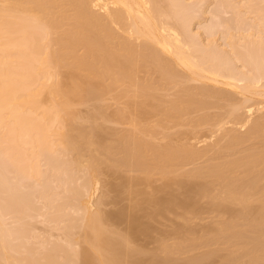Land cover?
<instances>
[{"label": "rangeland", "instance_id": "rangeland-1", "mask_svg": "<svg viewBox=\"0 0 264 264\" xmlns=\"http://www.w3.org/2000/svg\"><path fill=\"white\" fill-rule=\"evenodd\" d=\"M218 1L219 0H202V1L201 0H181V1H178L179 3H182V4H179L178 6H180V7L182 6L183 9L185 8L184 11L181 10V12L182 11L184 12V14L182 13L181 16L184 17V19L186 20L185 26H186L187 33L190 31L189 34H191L193 36V38H191V40L195 41L196 45H198V46L201 45L200 48L205 49L208 52L207 53L206 51H203L201 49L200 52H202L203 56L207 55V57L209 56L211 58H214V57L219 55L220 51H218V54H217V50H216V53H215V49L219 48L222 53L220 52L221 57L218 56V58H223V59H226V60L229 59V61H231V58L234 59V56L231 53L232 52L231 51V49H232L231 45L233 44L231 42H235V44L238 43L240 47H242V45L244 46L245 43L250 44L251 47L255 44L256 47H255V45L253 46L255 49H253V48L250 49L249 48L250 50L253 51V53H257V55H254V56L251 53V55L253 56L252 57V61H254L255 56L257 58V59H255L257 61H254V63L250 62L249 59L248 60H249L250 63H248L247 57L246 58L244 57L245 56L244 53L246 51H248V50L244 51L243 48L245 46L242 47V49H239L240 47L238 48V46H237L238 44L237 45L233 44V45L237 49H239V50H237L234 47L235 50H236V54H237V52H239V54H244V56L243 55L241 56V59H243L242 62L245 61L249 65L252 63L251 66L253 64L257 63L256 64L257 66H255V65L252 66L253 69L256 68V71H258V69L261 68L260 71L261 72H262V70L264 71V69H263L264 68V64H263L264 61H263V59L262 60L260 59V58H263L261 56L264 55V16H263L264 11H261L262 13L261 14H257V15H255V14L256 13H260V12L259 11L257 12L256 9L252 10V11H255V13H253L251 10L250 11L252 13L250 11L248 12V8H247V11H246L245 9H246L247 6L245 7V4H246L245 2H248V0H246V1L245 0H224L225 2L223 0L222 1L220 0L219 4H218ZM8 2H9V0H0V10L3 8L1 10V12H0L1 13L0 14V37L4 36V37H2L4 40L6 39L7 35H5L2 31L5 32L6 30L7 31L9 30V33H11V32L15 33L17 31V29L19 31V28H17V26H16L17 29L15 28L14 23H15L16 20L18 22H19V20L21 21L20 18L27 15V14L22 12L24 10L23 8H22L23 10L21 8H17V9L14 10L13 9L14 7H11V6L10 7L14 11L7 13L8 9H9V8L7 9ZM171 2H172L171 0H169V1L168 0H161V3L163 4V6L165 8H169V10H171L172 5H173V2L172 3ZM254 2H255V0L253 1V3ZM227 3H229V4H227ZM10 4H12V3H10ZM255 4H256L255 6H258L259 8H262L264 10V0H258V1L256 0ZM241 5H243V6H241ZM247 5H248V3H247ZM242 8H243V10H242ZM255 8H257V7H255ZM6 9H7V11H6ZM26 13H29V11H27ZM31 13L32 12H30L29 14H31ZM37 14L36 13L32 14V16H34V19H35V16H37ZM258 15H260V16H258ZM181 16L180 17L179 16H175L173 18V20L171 18V21H173V23L181 22V20H182ZM56 18H58V14L53 19L56 20ZM38 19H39V17H38ZM38 19H35L34 21L38 22L37 21ZM42 19L43 20H41V19L40 20L44 21V17ZM24 20H26V21H24ZM28 20L29 19H25L24 18V19H22L21 22H22V24L24 22V24L26 26H27L26 23H28L29 25L27 27H29L28 28L29 30H32L33 27H34V29L38 30V31H36L35 35L37 34V32H40L39 34H40V36H42L41 37L42 38V43L41 44L46 43V41L48 39H50V38H52V40L54 38V40H55L58 37H60V38L62 36L64 37L63 31L65 29H68L67 28V25H68L67 21L64 18L65 21H64V23L62 22L64 25L60 24L61 27L53 25L54 26V28H53L54 30L53 29H52L53 31L49 30L50 33L52 32L51 34L48 33V32L43 34L44 32L41 31V29L44 27L43 22L40 23V20H39V23L41 25L38 23L39 26L38 25L36 26V24H37L36 22H35L36 24L35 23H31V22H33L32 19H30L31 21L30 20L28 21ZM182 21H184V20H182ZM68 23H70V22L68 21ZM31 25H33V26L30 28ZM40 26H42V28ZM12 27H14V29H12ZM23 27H25V26H23ZM114 28L120 34L121 37H124V35L127 34L124 31L122 32V30H120V32H121L120 33L117 30L118 28L116 29V25L114 26ZM28 29H27V31H28ZM227 31L229 32L230 35L234 33L233 35H231V38L229 37L231 39V41H228L229 38L227 36H230V35L228 34ZM230 31H231V33H230ZM41 32H43V33L41 34ZM225 32H226L227 35L225 34ZM7 33L8 32H6V34ZM28 33H30V32H28ZM124 33H126V34H124ZM242 33L244 34V37H247L246 40H244V37H243ZM17 34H14V35L18 36ZM32 34H33V31H32ZM39 34H38V36H39ZM46 34L50 35L48 37V39L43 36V35H46ZM247 34H250V35H247ZM11 35H13V33ZM21 35H22V33H21ZM26 35H27V32H26ZM9 36H10V34H9ZM9 36H8V40H9ZM24 36H25V34H24ZM233 36H234V38H233V41H232V37ZM30 38H31V40H30ZM257 38L262 39V40H260L262 42L260 43L259 39H257ZM12 39H13V37H12ZM26 39H28L27 36H26ZM32 39H39V38L38 37H34V34H33V37H29L28 40L32 41ZM239 39H241V40H239ZM4 40H2V41L0 40L1 41L0 42V46L2 45L3 48H4L3 49L2 47H0V55H1L0 56V60L2 58H6V56L9 57V55H10V58H12L13 56L16 57L21 52V50L23 48V47H21L20 43H22V42L24 43V41H26L25 38H24V39H22L23 40L22 42L18 43L20 45V47H19L20 51L17 50V51H19V52H17L15 50L19 49V48H18V46H14L16 44V43H14V40L10 41V42H12L11 44H13V45L8 43L9 47L4 45V44L7 43V41H6L7 39L5 40L6 43L3 42ZM19 40L21 41V39H19ZM39 40H36V42L37 41L39 42ZM52 40H50V41H52ZM57 40L60 41L61 39H57ZM57 40H55L54 43H52V42H50V43L55 44L54 46H57L56 45V43H58V42H56ZM134 41L136 42L137 39H134L132 41L133 44H135ZM227 41L231 43L230 46H229L230 43H227ZM240 41L241 42L243 41V43L241 44ZM250 41H253L254 44L251 45L252 42H250ZM2 42H3V44H2ZM15 42H16V40H15ZM138 42H136V44H135L136 47L135 48H137V47L140 48L141 45L144 43L142 41V44L139 43L140 46H138L139 45ZM255 42H257V43H255ZM26 43H29V42H25V44ZM28 45L30 46V44H28ZM38 45H40V42H39ZM48 45H49V43H48ZM257 45H259V47H257ZM23 46H24V44H23ZM45 46H46L47 49H49V48H50V50L52 49L51 46H49V48L47 47V45H44V47ZM198 46H196V47H198ZM246 46H247V48L250 47L249 45H246ZM5 47H7V48H5ZM31 47H32V49H30V51L33 50V47L36 48L34 45L31 46ZM58 47H60V46L58 45L57 47H54V48H56V50H57ZM8 48H9V50H11V53L8 50ZM29 48L30 47H28L27 49H29ZM200 48L198 47V49H200ZM5 49H7L9 51V53L7 51L3 52V50H5ZM36 49L38 50V48H36ZM36 49H35V51H33L34 53L37 51ZM23 50H24V48H23ZM42 50H43V48L41 50H38V51L39 52L41 51V55H43L45 53L46 56H47L46 52L50 51V50H46V52H43ZM53 50H55V49H52L51 52H53ZM235 50H233V51L235 52ZM25 51H24V53H25ZM30 51H28V52H30ZM85 51L86 50H85V48L83 46H78L76 48V53L77 54L83 55L85 53ZM252 51H250V52H252ZM31 52L29 53V55L32 56L33 52L32 53ZM39 52H36L35 54H37ZM42 52H43V54H42ZM51 52H48V53H51ZM3 53L6 54V56L3 55ZM24 53H22V55H20V56H22V58H23V54ZM239 54L237 56H239ZM27 55H28V53H27ZM39 55L40 54H38V56ZM41 55H40V59H43ZM20 56H19V59L13 57V59H11L12 60L11 62L8 61L10 58L9 59L6 58L7 62H10L9 64L7 63L6 65L10 66V64H11L12 66H15V68H14L15 71L12 70V68H11V70L14 71L15 73L14 74L11 73L10 76L8 75L9 73L8 74L6 73V75H5V71L4 70H6L8 67L7 66H6V68L3 67V65L1 64L2 63V60H1L0 66L2 65L3 69L4 68L5 69L3 70V69H1L2 67L0 68L2 73L4 72V74H0V86H1V84H2V86H5L6 84L7 85L9 84L10 87L12 88V89L11 88L10 89L14 90V91H15V89L19 90V88H20V90H19L20 95L25 94L24 96H26V93H28L30 91H31L30 95H36V93H34V94L32 93V92H34L32 90L35 89V92H37L36 88L39 85V81L40 82H42V81L44 82V84L46 86L45 87L46 89H42L41 91L39 90L37 92V95L35 97L33 96L34 98L33 97L31 98V100L32 99L36 100L35 104L33 103L34 100L31 101V103L33 105L28 102L30 100V96H29V99L24 98V96H23V99H21V100H24V99L28 100L26 102H28V104H30L31 106H29V105L27 106L25 104V100H24V105H23V103H20L21 100L19 101V99L16 98V97L19 96V93L17 94V92H16V94H17L16 97H14L15 95L13 94L14 95L13 97L16 98L19 101V102L17 101L18 104L20 103V105L17 104L19 107L16 105V107H18L17 111H19V113H17V115L20 114V112H21V115H22V112L27 114L28 116L30 115L29 117L28 116H26V117H27V119L29 118L28 120H30L29 122L31 124L32 123L31 122L32 119H34V121L37 120V119L39 120L40 118L43 119V116H45V115L42 116V114H44V111L46 112V110L54 107V106H52V104L54 102L53 100L56 98V100L58 101V99L60 100V98H61L60 96H63V95H61V93H59V91L62 90V88L66 89V86H70L68 84L71 83V81H72V79L69 76L70 73H72L71 63H70V62H72L71 61L72 57L68 56V61L67 62L65 61V63L63 65H61V66H60V63H59V65H58L59 67L56 66L57 69L58 68H60V69H58L59 71H57V72L55 71V72L57 74L59 72L60 75L62 74L61 76L55 74V72H54L55 68L54 67L53 68L50 67L51 70H50V68H49L48 71L46 70L47 72H49V71L52 72L53 71L54 74L57 75L56 77H59L60 79H62L60 81L63 82V85H64V83H65V85L67 84L66 86L64 85V87H62L61 89L59 87V86H61V83L60 84L59 83L56 84V85H58L57 86L59 88L58 89L57 87L56 88L54 87V86H56L54 83H57L59 81H56L58 78L56 79V78L51 76V75H54L53 72L50 73L51 75L49 74V76H51V77H48V78H47L48 75L46 76V72L44 73L45 75H43L42 73H41L42 76H40L41 74L39 75L41 68H39V73L35 72V74L32 73L30 75L31 71L28 72L29 66L30 67L34 66L36 68L37 65H35V64H39V63L42 64L41 61H43V60H40V62L38 60L39 63L38 62H33L36 59L35 58L36 56L35 57L34 56L33 57L29 56V57L32 58V60H31L32 62H30V60H29L30 58H26V55L24 56L25 58H23V59ZM212 56H214V57H212ZM43 57H45V55H43ZM37 58H39V57H37ZM258 58H259V60H258ZM16 59H17V61H16ZM25 59H27V61L29 60V62L24 61ZM135 60L139 61L138 62L139 63V67L135 71V74L137 76L138 84H143L144 80H146L148 82L150 81L152 83V86L150 88V92H151L150 94H154L153 97L156 98V99H152L150 101V99H151L150 98L148 100L149 101L148 103H151V104H144V106H143V104H141L142 105L141 106L139 104L140 103L139 101H141L142 98L145 97L144 92L139 90V92L137 93L136 92L137 86L133 85V84H130V82L126 81V79H124L125 81L117 82V83H114V84H109L110 83V79H108L107 77L103 78V79H99V77H96V78L93 77L92 78V77H89L87 73L86 74L81 73L83 76L84 75L85 76L84 77L82 76V80H80V85L82 84L81 86H83L84 90L88 91V89H91L90 87H92V86H89V88H88L87 87V85H88L87 81H89V84H90L91 83L90 81H92L94 79V81L97 84L96 87L98 86V83H99V86H98L99 89L97 88L98 91H96L95 94L90 95V97L88 96L87 98H84V99L82 98L81 100H80V98L78 100L75 97L76 100H74L71 103L72 104V106H71L72 109L71 110L74 113V116L72 117L73 119L71 117H69L70 119L67 118L68 119L67 120L65 118L66 115H67L65 112H61L62 115H60L61 113L58 114L59 111H61V110H59V111L57 110V109H59V106H58L57 102H54V105L56 103L58 108H55L56 107L55 106L53 109L58 111V113H56V112L55 113L59 115V121L62 120V119H60L62 117L63 121H64V123H62V124L65 127L68 125L67 123H68L69 120L71 121V124L73 126H75V127H77L76 125H78L79 128H80L81 125H82L83 132H85L84 133V137H85L84 140L87 137H89V138L93 137V135L96 134L94 132H96L97 130L101 131L99 127H101V126L104 127L103 128L104 131L102 133L105 134V136L103 134L102 135L105 138H107V139L110 138L111 140H110V142H106L104 145L99 146L98 149H99L100 152L98 151L99 155L97 157L94 156L93 151H92L93 149H95L96 144H95V147H94V145L88 143V140H89L88 138H87V140L84 141L83 144L80 145L81 148H78L77 151L76 150H72V148L71 149L69 148V150H72V152L65 151L66 149H64V151H62L63 147L66 146V145L63 146V144L64 143L66 144V142H67V141L63 142L64 139H67V137H65V136H67V133H65V135H64V134H62V131H66L67 132V130H68V132H69L70 130H69V128H64L66 130H62L61 133L59 132L63 125H61V123L58 120H56L58 118V116L55 113H54L55 117L53 116L54 115L53 112H52L53 109L50 112H52L51 114H53L52 115L53 119L54 118L55 119L52 120V121L50 120L51 122L50 121L46 122V123H48V124H46L45 123V119L47 117L46 118L44 117L45 118L44 122H42V124L43 123L45 124V128H47L46 129L47 131L43 130V131H45V133H48L46 137L44 136L45 133L42 134V131H39L42 128L41 129L38 128L39 130H35V128H36L35 127L33 131H31V130L29 131L28 130V134H26V132H27L26 130H25L26 132L24 130H21L22 127L19 128L20 129L19 130L17 128V126H16L17 125V122L15 121L16 118L13 117V116H16V115H14L13 113H12L13 114V116H12L13 119H11V116H8V114H6L8 116V118L10 117V120H8L9 123L6 122L7 121V116L5 117V115H4L6 121L3 120L4 117H1L3 119H1L0 122H2L3 124H0V125H3L4 127L3 126L0 127V163H2L7 168L9 167V169H12V170L8 169L6 171H8V172L10 171L11 173L14 172L13 174L9 173V174L12 175V178H14V179L11 178L12 179L11 180L10 179V175L8 174V172H7V174L9 176L6 175L5 168L3 169L2 167H1L2 168L1 171L3 173H1V174L5 175V177H7L8 183H10V186H12V185L14 186V184H13L14 182L16 184L15 186H17L18 185L17 183L20 182L21 186L18 185V187L19 188L20 187L23 188L25 190V193H27V191H28V194H30V193L32 194L31 197L30 196H28V197L32 198L31 204H33V205L37 204L36 208H38V211L36 212V214L34 213V216L30 215L31 212H26V213L22 212L23 214H27V215H28V213H30L29 214L30 219L26 220V221H30V222H26L27 224H25L23 222V224L25 226L27 225V227H24V229L21 230V231H25V228H26V232L24 234H26L28 238L26 237L27 238L26 241L24 239H22V241L23 242L24 241L27 242V244H29V245L32 244L31 245L32 248H34L36 250L38 249V252H41V251L43 252L45 249H46V251L50 250L51 247L53 248V246H52L53 243H54V245L57 243V246H58V243H64L67 246L68 245L67 241H66L67 240V234L69 235V231L70 230L77 229V227L75 228L74 222L76 220L74 219V217L78 218L79 221L82 219L81 218L82 216L84 218V214H85L84 213V208L82 207L83 215L81 213L82 211L79 208L78 209L74 208L75 207L74 204L76 205L75 202L77 201V200L74 201L75 200V198H74L75 195L73 194L74 197H71L72 199H70V200H68L66 198L68 195H66V197H65V193L68 194L69 190L67 192L64 189V186L67 185V184H65L66 181H64V180H67L69 177L68 176L66 177L65 174H64V176H65L64 177L63 174H61L60 172L59 173L57 172V173L61 174L63 177L59 175L60 177L57 178L58 177L57 173H55V175H57V176H54L53 174H51L54 171L51 168L50 170H52L53 172L50 173L49 168H47V167H50V166H48L47 161L48 160L51 161L52 159H50V158L46 159L45 158L46 155L42 156L39 153L41 151V149L44 147V145H43L44 143H46L45 144L46 146L48 145L47 147H49V145L51 146V143H52V148H53L52 150L53 151L50 148L51 152L48 153V156H50L49 154H52V152H53V155H55L57 153V155H55V157L53 156L54 158H56L58 155L61 156L60 152H62V158H64V159L65 158H69V159L71 158V160L72 159L74 160V158H72V157L75 156L74 154H76V156H78L80 154L79 157H81V158L79 159V162L77 160V162H78L77 163L74 160V162H76V164H78V166L76 164L74 166L72 165L73 166L72 168H74V167L76 168L75 170L73 169L74 172H73V170L71 168V173L73 172L72 174L76 175V173H77L76 176H74V175H73L74 177L72 176L73 180L75 178V181H77V182L79 181V182L77 184V182L75 183V181H73L75 183V184L73 183L74 185L73 184H68V185H71V186L72 185L73 186L80 185L79 183L83 182L82 179L84 178V176H85V179L87 178L88 172H86V171H88V168H85V167H88V164H89L88 162H90V160L92 159V156H94L98 160V162L100 163L99 164V169H98L97 174H96V179L98 181L96 185H97L98 188H96V186H95V188L97 190H95V194L92 197L93 200H92V203L90 205L91 207H89L88 210H89V213H91V214H97V212H103V211L106 212V213H110L111 215L113 214L112 216H113V219H114L115 218L114 212H115V214H117V212L121 213L125 209L124 211H125V214H127V215L123 216V213H124V211H123L120 214L121 216H123L122 218L120 216L119 220H116V219H118V214H117V217H116L115 220H111V222L107 221L108 224L106 223V225H105L106 227L108 226L107 228L112 229V230H120V231L122 230V232H126V233L128 232L127 235L132 233L131 235H133V236H131V235L130 236L133 237V238L128 236L129 238H127L126 241L124 239H122V240H124L123 243L125 244V250L122 251V254H123L122 255L123 256L122 259L125 258V261H127L126 260V257H127L129 263H131V264H136V263L137 264H152L153 262H156V260L157 261L159 260L158 261L159 263H156V264H161V262H163V264H165V262H166V264H188V261L189 262L192 261V259H190V258H193V257L195 258V256L197 258L198 256L201 257L204 254H205L204 256H206V254H208V256H206L203 260L201 259L202 262L199 260L200 263L198 261V264H261V263L264 264V257H263V260H261L263 262L258 263L256 261L257 258H254V256L251 254L252 251L250 252V250H249L250 247L247 246L244 238H241L240 236L237 237V238L232 237L233 234L232 235L230 234L229 236H228V234L227 235H224V233L221 234V231L219 230V227H218L220 225H217V224L218 223L220 224L221 222L227 221L229 217L234 218L235 215H234V213H232V211H235V210L241 211V212H242V210L244 211V209L240 205H238L237 202H234V203L231 202L232 204L231 203H227V205L229 204L228 206H231L230 209H229L230 212L229 211L227 212V211H224V210H223V212L220 211V210L219 211H217V210L215 211V209H212L213 207H211V199H212L211 195L215 196L214 194L217 195V194H220L219 192L223 191L221 180H218L216 177L210 176V174H206V176L203 175L204 178H202V177H198L197 178V176L194 177V176L190 175V171L193 172V171L196 170V168H199V169L200 168H205V167H207L210 164H212V166H214L215 164L216 165H224V164H226V162H228V161H230L232 159L240 157L244 153V151L248 147H249L248 149H250V147H252L253 144H254V147L255 146L257 147L260 144V142H259L260 140L257 137L256 138H251L250 140H247V142L244 141V143H241V144L238 143L239 145H237V147L234 146L232 148V150L231 149L228 150V148H226V146L222 145V144H227V143H224V142H227V139L229 138V135H227V134L229 132L231 133L232 131L233 132L236 131L237 134H239L240 132H242V134L244 132L246 133V131L248 130V127L251 124L246 126V127H241L240 124H238V123L235 124L234 122H231L233 119L231 120L230 117L229 118L227 117V112H228V110L230 108L229 107L230 103L227 104V101L223 100V99L222 100H217V99H214V98H207V102L205 103L204 106H201L199 104H194V105H190L188 107L179 106V107H177V109H173V110L167 108V106H166L167 103L166 102H168L171 99H176V96H178L176 94H177V92H178V94H179V92H181L180 88H181L182 85L184 86L185 81H186V83H185L186 85L185 86H187L190 83L191 87L195 86L196 88L201 86L202 84L204 85V83L198 82V81H195V80H188V81H187V79L183 80V77L184 76L186 77V75H187L186 78H188V73H186V71L184 69H181L180 67H179L180 68L179 71L180 72L182 71L181 75L185 74V73H186V75H184L183 77L181 76L182 78L181 77H179V78L177 77L178 80H176V82H175V79H171V78L169 79V81L166 80V82H164L161 79L160 73L157 71L156 68H154L155 65H154V67H152L153 65L152 66H150V65L146 66L145 63H143V62H141L139 60V57L138 58L136 57ZM3 61H4V59H3ZM23 61L25 62L24 65L26 63L27 64L30 63V64L26 65L25 68H20V67L23 66V65L21 66V64H22L21 62H23ZM234 61H235L234 64L236 65V66L233 67L234 70H236L237 72H239V71H241V72L248 71L246 68H244L243 69L244 71H242L241 66H242L243 63L241 62V60H240V62H238V61L236 62V60H234ZM262 61H263V63H262ZM87 62H90V60L89 61L87 60ZM4 63H6V62H4ZM33 63H35V64H33ZM44 64L45 63H43L42 65H44ZM260 64H261L262 67H260ZM54 65H52V66H54ZM176 66L177 65L175 64V67ZM238 66H240V67H238ZM43 67H45V66H43ZM97 67H96V69L98 71L97 73H99V72L101 73L103 68L100 67V66H99V68H97ZM252 67H251V70H252ZM179 68H175V69H177V72H178ZM249 68H250V66H249ZM8 69L10 70V68H8ZM100 69H101V71H100ZM32 70H34V69H32ZM37 70H35V71H37ZM1 71H0V73H1ZM41 71H42V69H41ZM256 71L255 72L252 71V72L255 74ZM260 71H259V73H260ZM27 72L29 73L30 76H28ZM180 72H178V73H180ZM256 74H258V73H256ZM86 75H87V78H86ZM44 76H46V78ZM42 78H44V79H42ZM90 78H92V79H90ZM189 79H191V78H189ZM170 80H172V81H170ZM180 80L181 81L183 80L184 83H182ZM263 83H264V78H263ZM40 85H42V84H40ZM50 85H51V88H52V92H50V93H52L54 95H51L49 93V91H48L49 88H47V87H50ZM43 86L44 85H42L41 87H43ZM5 87H7V86H5ZM1 88L2 87H0V89ZM38 88H40V87H38ZM4 89L1 90L2 93L4 92ZM222 89H225V88H222ZM1 91H0V93H1ZM57 92L60 94V96H59V94H57ZM227 92H228V90H227ZM6 93H7V91H6ZM55 94H56V96H55ZM142 95L144 97H141ZM232 95H235V93L232 94ZM52 96L55 97V98H53ZM179 96H181V95H179ZM183 96H185V95H183ZM26 97H28V94H27ZM237 97L236 98L238 100H239V98H240V100H241V98H242V100L244 99L243 96L240 97L239 94L237 95ZM259 97H261V96L254 97L255 98V99L253 98L254 101H257L258 99H260ZM20 98H21V96H20ZM8 99H10V98H8ZM61 99H62L61 100V102H62L64 99L63 98H61ZM183 99H185V98H183ZM261 99H263V98H261ZM10 100L13 103L14 99H10ZM11 101H9V102H11ZM224 101H226V102H224ZM251 101L249 103H251ZM254 101H253V103H254ZM14 102H16V101L14 100ZM58 102H60V101H58ZM137 102H139V103L136 104ZM3 103L7 104V100H6V103L5 102H3ZM16 103H13V105H11L9 103L7 106L11 105L10 107H13L14 104H16ZM7 106H6V108H7ZM29 107H31V108L29 109ZM96 107H99L100 111L102 110L100 112L101 114L97 115L95 120L94 119L92 120L91 118L89 119V117H88L89 114L92 113L93 111H95ZM4 110H5V108H4ZM4 110L2 112L3 114L6 112V110L5 111ZM12 110L16 111V109H12ZM244 110L245 109H243V111ZM10 111H11V108H10ZM10 111H9V114H11ZM263 111H264V109H263ZM263 111H259V112L256 111V114L260 113L259 115H261V114L263 115L264 114ZM49 113L48 114L46 113L47 114L46 116H48ZM3 114H2V116H3ZM239 114H240V112H239ZM63 115H65V116H63ZM243 115H245V114L243 113ZM255 115H253V118L254 117H256V118L259 117V115L258 116L257 115L255 116ZM56 116H57V118H56ZM205 116L206 117L209 116L208 118L213 117L212 119L213 120H217V121H212L211 118H210L209 119L210 121H205L204 122L203 119L205 118ZM224 116L227 117V119H225ZM48 117H50V116H48ZM221 118L225 119V121L221 120L222 122L225 123V124L223 123L225 126L223 124H222L223 125L222 126L220 123L218 124L219 119H221ZM256 118H254L253 121L256 120ZM49 119H51V117ZM16 120H18V119H16ZM22 120H23V118H22ZM228 121H230V122H228ZM20 122H18V124ZM65 122H67V123L65 124ZM72 122H74V123H72ZM27 124H28V122H27ZM38 124H40V122ZM214 124L215 125L217 124V128H215L216 126ZM33 125H32V127H33ZM95 125L97 126V129H96ZM35 126H36V124H35ZM38 126L39 125H37V127ZM237 126H238V128H237ZM19 127H20V125H19ZM28 127L30 129V125ZM211 127H212V129H211ZM216 129H217V131L219 130V132H217ZM99 131H97V132H99ZM57 132H59L60 135L57 134ZM127 132L134 133L138 138L144 140L145 142L146 141L149 142L154 147L172 145V146H174L176 148H179L180 146H182V148H183V146L184 147L187 146L191 150H196V151L198 150V151L204 152V155L201 153L198 157L195 156V158L182 159L181 161H179V163H175L176 165L173 167V170H170L171 171L170 174L168 173L167 175H163V173L160 170H156L155 171V169H154V171H152L151 174L149 173L150 178L146 179V180H148V179L150 180L148 183L146 181L145 182L146 184L145 183L139 184V183H137L138 181H135L134 184L137 183L139 185L136 186V187H131L133 182L130 183L131 185L128 184V182H131L132 178H136L134 180H139V178L140 177L143 178V176L146 173L144 171H141V170H143L142 169L143 166L141 167V170H139L138 168H140V166L139 165L137 166L136 164H133V163H132L133 167L127 166L129 164H127V165L125 164L123 166L116 165L117 162L122 158L121 150H117L118 146L121 145V141L119 140V137L123 133L127 134ZM9 133H10V136L14 137V140L13 139L10 140V138H11L10 136H9L10 138H8ZM86 133H87V137H86ZM212 133H214V134L212 135ZM108 134H110V135H108ZM207 134H209V135H207ZM42 135L45 137V139H42ZM203 135H204V137L206 135V137L204 138ZM210 135H212L214 138L212 136H210ZM62 136H63V138H62ZM223 136H225V137L228 136V138L227 137L225 138ZM59 137L61 138V140L59 139ZM96 137H97V134L93 138H96ZM98 137H99V134H98ZM98 137H97V139H95L96 141L98 140ZM200 137H202V138L198 139ZM221 137H223L224 140ZM58 139H59V142L62 141L63 144H60L61 142L60 143L58 142L56 144V141ZM91 140H92V138H91ZM91 140H89V142ZM203 140H205V142ZM118 141H120V142H118ZM92 142H93V140H92ZM111 142H112V144H114L116 146V148L113 151L112 155H110L111 159H113L114 161H117L115 163V165H116L115 167L114 166L113 167L110 166L109 161H107V158L109 157V155L106 152V147L109 146V144ZM66 148L68 149V146ZM151 148H153V147H151ZM225 149H227V150H225ZM38 150H40V151L38 152ZM54 150H59L60 152H56V151L54 152ZM78 150L80 152H78ZM45 152H46V150H45ZM39 154H40V157H39ZM147 154H150V153H147ZM149 156L151 157V155H149ZM88 158H91V159H89V161H88ZM59 159L61 160V158H59ZM66 161H64V163ZM80 161H81V163H80ZM11 162L13 163V165H15V163L18 164V162L19 163L21 162V165L23 166V168H20L19 166L18 167L21 169L20 172H23V173H19V168L16 165L15 166H16L17 171H15V168H14V166H12ZM60 162L62 163V161H60ZM50 163L51 162H49V164ZM111 163L114 164L113 161ZM56 164H58V162ZM36 166L39 167V170H38V168ZM65 166L66 165H64L63 168H65ZM12 167L14 168V170H13ZM255 167H256V169H254V172H253V174L255 176H257V174L259 172L263 173L262 171L264 170V163L259 164V166L256 165ZM57 168H59V167H56V169ZM45 169H48L49 171L46 172V171H44ZM85 169H87V170H85ZM61 170H64V169L61 168ZM69 170H70V167H69L68 171ZM40 171H41V174L44 175L43 177H40V176H42V175H40ZM66 171L67 170L62 171V172H66ZM245 171H246L245 167L237 166V167H234L233 169H230L229 171H227V173L224 174V177L226 175V177L229 178L228 180L236 181V185H237V181L240 182L241 179H243L242 177H244V173H246ZM16 172H18L19 176L18 175L17 176L19 178H16V175H14V174H16ZM45 172H46V175H45ZM48 174H49V177H47ZM252 175H250V176H252ZM186 176H187V178H184ZM261 176H262V174H261ZM55 177H56V180H55ZM44 178L45 179L46 178H51V180L47 179L49 181L46 180V182H45ZM77 178L79 180H76ZM144 178H145V176H144ZM188 178L190 179L189 181L192 182V183H193V181H195V182L197 181V183H200L202 181L210 182L209 183V190L207 191V193L205 195L203 194L202 196H201V194L200 195L198 194L197 198H199V199H197V198L195 199V200L198 201L197 202L198 206H196L198 208V211H197L196 207H195L196 209L193 208V210H190L191 208L187 209V207H184L181 203L178 202L179 204L175 203L173 205V207H171L170 210H167L168 212L165 211L162 214L161 213H155L156 210L158 211V205L153 203V202H150V198L153 197V198L156 199L155 196H159V197H157V199L158 198L162 199V198L168 197L170 194H172V196L176 197L177 200L183 199L186 196V195H184L186 189L182 188L183 186H181V185H180L181 187H179L178 184L180 182L179 180L184 179V180H181V182H185L186 179H188ZM59 179H61V181ZM261 179H263V180H261ZM261 179H260V182L262 181L263 182L262 184H264V177H262ZM58 181L63 183V188L60 187V186H62V183H60L59 187H57L58 183H59ZM67 181H71V180L68 179ZM168 181L172 182L170 184L172 186V188H171L170 185H168V183H169ZM2 182L4 184V181H2ZM41 182H43V185H44V183H46L45 187L48 186V185H49L48 188L52 187V189H51L52 193H53V191L57 192V190H58V192H60V191L64 192V190L66 191V192H64V197L67 199V201H65V198H63V199L61 198V197H63L62 196L63 193L62 194L61 193L60 194L56 193V194H58V197H59L58 199L59 200H64L66 202L65 203L64 201L63 202L61 201L62 204L66 205L68 201L69 202H71V201L74 202V204H72V205H70V203L68 204L69 208L68 207L67 208H63L65 210L61 209L62 210L61 212L62 213L64 212L63 214H61L62 216L60 214L57 215V213H61V212H58V210H56V209L57 208L59 209L62 206V205H59V203L61 204V202H59L58 203L59 206L56 208V205H57L56 202L59 201V200H56L57 196H56V199L53 198V199H55L56 202L54 200H51L52 199L51 197H50L51 199L49 197H46V198L42 197L41 199H39V197L42 194V192H44V191L39 190V189H41V188L45 189V190L48 189L47 187L44 188L43 185L41 186V184H42ZM186 182H188V181H186ZM239 182H238V184H239ZM21 183H23V184H21ZM175 183H176V185H175ZM6 184H7L6 182L4 184L5 186L1 184V186H2L1 188H2L3 192L6 189H8V187H9V186L6 187ZM24 184H25V187H30V188L29 189L26 188L27 189L26 190L25 187H23ZM28 184H29V186H28ZM123 185H124V188H123ZM3 186H4V189L6 187L5 190L3 189ZM32 186H34V187L31 188ZM120 186H121V188H120ZM125 187H127V190L129 189L128 193L124 191ZM19 188L18 189L16 188L17 191L19 190ZM69 188H70V186H69ZM71 188H73V187H71ZM49 189H48V191L46 193V194H48V196L51 195L50 194L51 192L48 193L50 191ZM24 190L22 192H24ZM141 190L142 191L144 190L143 191L144 194L143 193L140 194ZM36 192H38V194H40L38 197H34V195L37 194ZM134 192H135V195L133 196L132 194ZM4 193L7 194V192H4ZM167 193H169V194H167ZM6 194H4V196H6ZM8 194H10V193H8ZM70 194L72 195L71 192L69 193V195ZM138 194H140V195H138ZM221 194H224V193L221 192ZM42 196H45V193H44V195L42 194ZM52 196H53V194H52ZM195 196L193 198H195ZM210 196H211V198H210ZM132 197L133 198L135 197V199H133ZM252 197H254V199H255V197H257V196H252ZM252 197H250L249 199H253ZM29 198H27L28 201H29ZM47 198H49L50 201H48ZM34 199H35V201H34ZM43 199L47 200L46 201L47 203L45 201H43ZM139 199L142 202L144 201L145 203L143 202L141 204ZM254 199L253 200H249V201L252 202L250 204H252L253 207L258 205L257 203L260 204V202H257L258 199H256V200H254ZM134 200L139 201V203L141 204L139 206H140V208L142 207L143 209L139 208V210H138L139 206L137 205L138 207H136V204H138V202H136ZM33 201H34V203H33ZM50 202H53V203H51V205H50ZM77 202L81 205L80 200L77 201ZM135 202H136V204H135ZM253 202H255L256 204L253 203ZM46 204H47L48 207H46ZM53 204L55 205V207H54ZM208 204H210V205H208ZM130 205H131L133 210H130L129 213L134 214L136 212V214H138V216H140L139 214H141L142 216L143 215L146 216V214H147L146 217H144V216L141 217L140 216L141 218H144V220L140 219V224L139 223H137L139 225L135 224V226H137L138 228L134 227L131 223H129L130 221L132 223L135 222V221H132V219L130 221L127 220V219H130V218H128V212H127V210L131 208ZM153 205H155L157 208H154L155 206H153ZM180 205L183 206V207H181ZM66 206H64V207H66ZM72 206H73V208H72ZM12 207H13L12 209H14V211H15L16 208H18V207H16V205H15L16 208L14 206H12ZM128 207H130V208H128ZM119 208L120 209L122 208L123 210H120ZM34 209H35V207H34ZM53 210H54L55 213L57 212L56 215L59 216V220L57 222L55 220H52V218H51V217H53L52 214L55 215L54 212L51 213ZM88 210H87L86 213H88ZM185 210H186V212H185ZM6 211L7 210H5L4 212H6ZM32 211H34V210L32 209ZM145 211L147 212L146 214L144 213ZM245 211H247V210H245ZM245 211L243 213L246 214L247 212H245ZM66 213L69 214V215H67ZM153 213H154V215H153ZM230 213L233 214L234 216L233 215L230 216ZM235 213H236V211H235ZM243 213H241L238 216L240 219L236 217L234 223L238 222V223H236V224H238L237 228H239V227L242 228L243 227L245 230H247V233H248L249 229L246 226L247 223H246V219L244 220V218H247L245 216H249V214L248 215L244 214L242 216ZM18 214L17 213L16 214L15 213L14 214H12V213L9 214V212H8V215L6 214L7 218H5L6 215L4 216V218L6 219L5 221L10 226V229L13 228V227L16 229L19 226H21L23 228L24 225H22V223H21L22 216L19 215V217L21 216V218H19V217H17ZM64 214H66V216ZM74 214H76L77 216H75ZM131 214H129V216H131ZM149 214H152L154 218L152 217V215L150 216ZM70 215L73 217V219L75 221L72 220V218H70L69 219L70 222H69V220L67 218L71 217ZM79 215H82V216H79ZM60 216H61V219H60ZM26 218H28V217H25V219ZM19 219H21V221H18ZM49 219H51V220H49ZM145 219H147L146 220L147 223L145 222ZM233 220L234 219H231V221H233ZM72 221H74V222H72ZM81 221L79 223L82 225L84 222L82 223ZM83 221H84V219H83ZM142 221H144L146 224L145 223L142 224ZM229 221H230V218H229ZM71 222H72L71 226H73V227L69 230L70 227L66 228V226L67 225L70 226ZM77 222H78V220L76 221V223ZM136 222H138V221H136ZM28 224H30V225H28ZM80 224H79V226H80ZM31 225H33V227H34L33 229L30 228ZM140 227H142V230L139 229ZM27 228H28V230L30 228V230L28 231ZM128 228H130V229L128 230ZM135 228H136V232H134ZM19 229H21V228L19 227ZM78 229H79V227H78ZM78 229L75 230L74 232L72 231L73 235H71V236H72V242L74 244L72 242H70V243H72V245L75 247V249L78 247L77 249L81 248L82 250H86L87 251V252L85 251V254H83L84 252L80 253V251L76 250L77 252H79L80 255L81 254L86 255V256L81 255V257H80V255H78V257L80 259L82 258V260L79 259L80 262H82V261H84V262L80 263L79 261H77V258H76L77 255H76V257L74 256L75 255L74 251H73L74 255L72 254V249H74L72 245H71L72 246L71 250L70 249H66V247L64 248L65 250H70L71 251V252L70 251L69 252L67 251V252L69 253V255L70 254L73 255L72 257L74 258V260H73V258H71V259L75 262L74 264H84L86 262V258L87 257H89V258L91 257L90 258V260H91L90 262L91 263L89 262V264H103V261L105 260L104 252H103L102 255L100 254L101 252L100 253L96 252L94 246L92 245V243L91 242H89V243L85 242V237H82L84 235L81 232L82 227L79 229L80 231H78ZM11 231L15 232V230H12V229H11ZM19 232H20V230L18 232H16V233H18V235H19ZM27 232L29 234H27ZM134 233H136V234L134 235ZM30 234L32 236H29ZM70 234H71V232H70ZM16 235L17 234H15L13 237H17ZM22 236H24V235H22ZM226 237L229 240H227ZM19 238H20V241H21V237H18L17 239H19ZM22 238H25V237H22ZM75 239H77V240L75 241ZM22 241H21V243H22ZM68 241H69V236H68ZM35 242H36V245L34 244ZM127 242H129L130 245ZM16 243L17 242L15 241V244ZM164 243L166 244L167 247H169L170 251H168L169 249L168 250L166 249V251L164 252V249L162 250V247L160 248V246H164L165 245ZM59 245L61 247L62 244H59ZM126 245H128V246H126ZM132 245H135V246L137 245L136 247L133 246L134 247V254L131 252V255H130V251H129V255L126 254V253H128V250H133ZM18 247H22V246L18 245ZM54 247H56V246H54ZM23 248H27V246L23 247ZM29 248H31V247H29ZM32 248H31V250H33ZM126 248H129V249H126ZM21 250L22 251L19 250L20 253L18 252V256H22V255H19V254H23L24 257H26V256L28 257V255L25 256L24 254H28L27 252L29 251V249H28V251H26L27 249H22L21 248ZM23 250H25V252ZM36 250L34 252H36ZM147 250L149 251V254L151 253L150 255L148 254ZM135 251L137 252V254H135L136 253ZM140 251L144 255L143 254L141 255V253L138 254ZM88 252L91 253L90 256L87 254ZM153 252H154V255L156 254L155 256L152 255ZM169 252H170V254H169ZM61 254H59L60 255L59 257H62ZM261 254L262 253H259V255H261ZM263 254H264V251H263ZM71 255H70V257H71ZM124 255L126 257H124ZM145 255H147V256H145ZM37 256H41V255H38V253H37ZM82 256L85 257V258L83 259ZM130 256H133L134 258L130 257ZM151 256H153V257H151ZM103 257H104V260H103ZM129 257L132 258L133 260L134 259L135 260L133 261L131 259L132 260V262H131V260H129L130 259ZM150 257H151V259H150ZM71 259L68 260L69 263L68 262L66 263V261H65V263L66 264H72L73 261H71ZM75 259H76V261H75ZM58 260H62V259L59 258ZM163 260H165V261H163ZM23 261H24V259H23ZM88 261H89V259H88ZM88 261H87L86 264H88ZM60 262H63V260L60 261ZM33 264H35V263H33ZM113 264H115V263H113Z\"/></svg>", "mask_w": 264, "mask_h": 264}, {"label": "bare ground", "instance_id": "bare-ground-1", "mask_svg": "<svg viewBox=\"0 0 264 264\" xmlns=\"http://www.w3.org/2000/svg\"><path fill=\"white\" fill-rule=\"evenodd\" d=\"M171 1L173 2V5H172L171 10H169V8H165L163 6V4L161 3V0H12V1L9 0V2L7 4L8 6L7 5L6 6H7V9L9 8L10 10L8 9V11H7V9H6L7 13L8 12H12V11H14L17 8H21V9L23 8L24 10L22 9L23 10L22 12L25 13V14H27L26 15L27 17L26 16L21 17L20 18L21 21H22V19L25 18V19H29V20L32 19L33 22H31V23H35L36 21H34V20L35 19H38V17H39V19L37 20L38 22H36L37 24L36 23L35 24H36V26L37 25L39 26V24L43 22V25H44L43 28L44 29L42 28L43 25L40 26V27L42 28L41 31H43L44 33L41 32V34L42 33L45 34L46 32L50 33L49 30H52L54 28V26H60L61 27L60 24L64 25L63 24L64 21L65 20L67 21V24H68L67 25V28L68 29H65L64 30L65 32L63 31L64 37L62 35H61L62 36L61 38L58 37L57 39H61L60 41H58L57 39H55V40H57L56 42H58V43H56V45L57 46L58 45L60 46V47L57 48V50H56V48H54V47H57V46H54L55 44H52V43L55 42L54 38H53L54 41L52 40V38L48 39V37L50 36V35H47L48 33L46 35H43V36L46 37L49 41L48 40L46 41L47 44L46 43L41 44L42 43V38H41L42 36H40V34H39L40 32H37V34L35 35L36 31H38V30L34 29V27L32 28V30H29L28 29L29 27H27L29 24L26 23L27 24V26H26L24 24V22L22 24V22L20 20H19V22L16 20L15 23H14L15 28H16V26H17V28H19V31L16 28L17 29L16 32L18 34L16 32L15 33L14 32L9 33V30L8 31L6 30L5 32L2 31L5 35H7L6 36V39L7 40L5 39L7 41V43L2 38L4 36L0 37V40L1 41L4 40L3 42L6 43L4 45H6L8 47H9V44L8 43L11 44L12 42H10V41H13V40H14V43H16L14 46H18V48H19L20 45H21V47H23L24 50L22 48V50L20 52L21 54L20 53L18 54L19 56L22 55V53H24V51L28 47H30L29 49L26 50L27 52L25 51L26 54L25 53L23 54V58H25L24 56L26 55V58H30L29 60H30V62H32L31 61L32 60L31 57H33V56L35 57L36 56L35 57L36 59L34 58L35 60L33 62H38V60L40 62V60H43V61H41V63L42 64L45 63L44 65L40 64L39 62L38 63L40 65L33 63V64L37 65L36 68L34 66L33 67L32 66L31 67L29 66L28 72L31 71L30 72V75L32 73L35 74V72L36 73H39V68H41L42 71L40 69L39 75L41 73L43 75H45L44 73L46 72V76L48 75L47 78L48 77H51V76L54 77V78H56V79L58 78L59 80L57 79L56 81H59V82L54 83V84L56 85L58 83L59 84L61 83V86H59L60 89L62 87H64L65 83L63 85V82L60 81L62 79H60L59 77H56L57 75H59V76L62 75V74L60 75L59 72H58V74L56 73L57 71H59L58 69H60V68L57 69V67H59L58 66L59 63H60V66H61V65H63L65 63V61L67 62L68 61V56H71L72 57L71 58L72 59L71 60L72 62H70V63H71L72 73H70L69 76L72 79V81L70 80L72 84L69 83L68 85H70V86H66L67 85L66 84L65 85L66 86V89L62 88V90L59 91V93H61V95H63V96H60V94L57 92V94H59V96L64 99L62 102H61V100H62L61 98H60V100L58 99V101H60V102H58L56 100V98L52 96L53 98H55L53 101L54 102H57V104L59 106V109H57V110L58 111L61 110V111H59V113H58L57 110L53 109L55 106H56L55 108H58L57 107V104L55 103V105H54V102H53L52 106H54V107L46 110V112L44 111V114H42V116L45 115V116H43V119L40 118L39 120L37 119L35 121H34V119H32L31 120V122H32L31 124L29 122L30 120H28L29 118L27 119V117H26V116H28L27 114H25V113L22 112V115H21V112H20V114H18L19 116L17 115V113H19V111H17L18 110V107H19L18 105H20V103H23V105H24V100H25V104L27 106L28 105L31 106L30 104H32L31 101H33V100L35 101V102L33 101V103L35 104L36 103V100L35 99H32L31 100V98L33 96L35 97L37 95V92L39 90L41 91L42 89H46L45 88L46 86H45L44 82L42 81L43 82L42 83V82L39 81L38 87H40L41 89L37 87L36 88L37 89L36 90L37 92H35V89L32 90V91H34L32 93L33 94L36 93V95H30V92L31 91L28 92V93H26V96L28 94V97L24 96L25 94L20 95V93H19L20 88H19V90L15 89V91H14V90H11L12 88L10 87L9 84L8 85L7 84L5 85L7 87L2 86V84H1L0 87H2V88L0 89V91L3 90L4 88L5 89H4V92L3 93H2V91L0 93V120L3 119L1 117H4V115L6 117L7 116L6 114H8V116H11V119H13V117L16 118V119H18V120L20 119L19 121L15 119V121L17 122V125L16 126H17L18 129L22 127L21 130H24V131L26 130L27 131V132L25 131L26 134H28V130L29 131L30 130L33 131L35 127H36L35 130H39V129L42 128L39 131H42V134H44L45 131H47L46 130L47 128H45V124L43 123L44 124L43 125L42 122H44V119L46 117L48 119L47 118L45 119V123L48 122V121H50V120L51 121L54 120L55 118L53 119V116L55 117V114L56 113L60 114L61 112H65L67 114L66 115L64 113L66 115V117H65L66 119L67 118L70 119L69 117L72 118L74 116V113L71 110L72 109V107H71L72 104L71 103L74 100H76V99L79 100V98L81 100L82 98L84 99V98H87L88 96L90 97V95L95 94L96 91H98V89H99L98 88L99 83H98V86L96 87L97 84H96V82L93 79L92 81H90L92 84L91 83L89 84V81H87L88 82L87 87L88 88H89V86H92V87H90L91 89H88L87 88L88 91H85L84 88H83V86H81L82 84L80 85V80H82V76H83L81 73H84V74L87 73L88 76L89 77H92V78L93 77L94 78L99 77V79H103V78H106L107 77L108 79H110V83L109 84H114V83H117V82L125 81L124 79H126V81L130 82V84H133V85H136L137 86V89H136V92L137 93L139 92V90L144 92L145 97L143 95L141 97H144L145 99L142 98V100L143 99L144 100L143 101L141 100L142 102L139 101L140 103L137 102L136 104H138V103L140 105L143 104V106H144V104H151V103H148L149 102L148 100L150 98H151L150 101L152 99H156V98L153 97L154 94H150L151 93L150 92V88L152 86V83L150 81L148 82V81L144 80L143 84H138V82H137V76L135 74V71L139 67V63H138L139 61H136L135 60L136 57L137 58L139 57V60L141 62L145 63L146 66H149V65L152 66L153 65L152 67H154V65H155L154 68H156L157 71L160 73L161 79L164 82H166V80L169 81L170 78L171 79H175V82H176V80H178L177 77L178 78L181 77V76L183 77L184 75H186V73H188V78H186L187 77V75H186V77L184 76L185 78L183 77V80H185V79H187V81L188 80H195V81L204 83V85L202 84L201 86H199V87L196 88L195 86L191 87L190 86L191 84L189 83L188 84L189 86L188 85L185 86L186 85L185 84L186 81L184 83L183 80L182 81L180 80L182 83H184V86L183 85L181 86L182 89L180 88L181 92H179V94L177 92L176 95H178V96H176V99H171L168 102H166L167 103V105H166L167 108L173 110V109H177V107H179V106L188 107V106L194 105V104H199L201 106H204L205 103L207 102V98H214V99H217V100H222V99L223 100H226L227 101V104L230 103V106H229L230 108L228 107L229 110L227 109L228 110L227 117L228 118L230 117L231 120L233 119L231 122H234L235 124L238 123V124L241 125V127H246V126H248L250 124L251 125L248 127V130L246 131V133L244 132L243 134H242V132H240V133L238 132L239 134H237L236 131H235L236 133L233 132V131H232L233 133L232 132L231 133L230 132L229 133L227 132L228 133L227 135H229V138H228V136H226L228 139H227V142H224V143H227V144H222V145L223 146H226V148H228V150L229 149L232 150V148L234 146L237 147V145H239L241 143H244V141L247 142V140H250L251 138H256L257 137L260 140L259 141L257 139L260 142V144L257 147L256 146L254 147V144H253V146L250 147V149H248L249 148L248 147L240 157L235 158V159H232V160L226 162V164H224V165H216V164L214 165L213 164L214 166H212V164H210V165H208L205 168H200V169L199 168H196L195 171H193V172L190 171V175L191 176H194V177L197 176V178L198 177L204 178L203 175L206 176V174H210V176L216 177L218 180H221V182H222V188H223V191H221V192L224 193V194H221V192H219L220 194H217V195L214 194L215 196L211 195L212 196V199H211V207H213L212 209H215V211L216 210L217 211L220 210V211L223 212V210H224V211H227V212L229 211L230 212L229 209H230L231 206H228L229 204L227 205V203H231V202L232 203L237 202V204L240 205L244 209V211L247 210V211H245V212H247L246 214L243 213L244 212L243 210H242V212L235 210L236 213H235V211H232V213H234V215H235L234 218L229 217L230 218V221H229V218H228L227 221L221 222L220 224L218 223L217 225H220L218 227H219V230L221 231V234L222 233H224V235H227L228 234V236L230 234L231 235L233 234L232 237L237 238V237L240 236L241 238H244L247 246L250 247L249 248L250 252L252 251L251 254L254 256V258H257L256 261L258 263H261V262H263L261 260H263V257H264L263 256L264 255L263 254V251H264V184H262L263 183L262 181L260 182V179L262 177H264V170L262 171L263 173L259 172L257 174V176H255L253 174V172H254V169H256V167H255L256 165L259 166V164L264 163V116H263L264 114L263 115L262 114L259 115L260 113L259 114H256V111L259 112V111H263V109H264V83H263V78H264V73L263 72L264 71L262 70V72H261L260 71L261 68L258 69V71H256V68L253 69L252 66L253 65L257 66L256 65L257 63L256 64H253L251 66V64L254 63V61H257V60H255V59H257L256 56H255V59L253 58L254 61H252V57L254 55H257V53H253V51L250 50L252 48L255 49L253 47L255 44L253 43V41H250V42H252L251 45L254 44L252 47L250 46V44H247V43H245V45H244L245 47L242 45V47H244L243 48L244 51L248 50V51H246L244 53L245 56H244V54H239V52H237V54H236V50H235L236 47L233 45V44H235V42H231V43H233L232 45H231L230 42H228V41H231V39H230L231 38V35H233L234 33L230 35L229 32L227 31L228 34L230 35V36H227L228 38L230 37L229 38L230 40L228 39L227 43H230L229 46L231 45L232 49L235 47L233 49V50H235V52L231 49V51H232L231 53L234 56V59L231 58V61H229V59L226 60V59H223V58H218V56L221 57V55H220L221 50L218 47L217 48L219 50L214 48L215 49V53H216V50H217V54H218V51H220L218 56H216V57L212 56L214 58H211L209 56L207 57V55H204L203 56L202 52H200V50L202 49V48H200L201 45L199 44L200 46H198V45L195 44V41H192L191 40V38H193V36L191 34H189L190 31L187 33L186 26H185L186 20L184 19V17L181 16L182 13L184 14L183 11H184L185 8L183 9L182 6L181 7L178 6L179 4H182V3H179L178 2V1H181V0H171ZM219 1H218V4H219ZM253 1L254 0H248V2H245L246 4L243 2L245 4V7L247 6L245 10L247 11V8H248V12H249L250 10L252 11V10H255L256 9V11L257 12L259 11L260 13H256L255 15L261 14L262 13L261 11H264V10L262 8H259L258 6H255L256 5L255 4L256 3V0H255L254 3H253ZM10 3H12V4H10ZM247 3H248V5H247ZM227 4H229V3H227ZM10 6L11 7H14L13 8L14 10H12V8ZM241 6H243V5H241ZM254 6L257 7V8H255ZM1 10H0V12H1ZM26 10L29 11V13L30 12H32V13L31 14L26 13L27 12ZM181 10H183V11L181 12ZM242 10H243V8H242ZM252 12L255 13V11H252ZM33 13H36V14L38 13L37 16H35V19H34V16H32ZM57 14H58V18H56V20L53 19ZM175 16H179V17L181 16L182 17V20H184V21L181 20V22L173 23V21H171V18L173 20V18ZM258 16H260V15H258ZM263 16H264V13H263ZM43 17H44V21H41V20H43L42 19ZM64 18H65V20H64ZM39 20H40V23H39ZM24 21H26V20H24ZM68 21L70 23H68ZM115 25H116V29L118 28L117 30L119 32H120V30H122V32L124 31L127 34L124 33L126 35H124V37H121L120 34L115 30V28H114ZM23 26H25L28 29V31ZM32 26L33 25H31L30 28ZM12 29H14V27H12ZM25 31L27 32V35H26V32ZM32 31H33L34 37H38L40 40L39 39H32V41H30L31 38H30V40H28L29 37H33ZM6 32H8V33L6 34ZM28 32H30V33H28ZM12 33H13V35H11ZM21 33H22V35H21ZM230 33H231V31H230ZM9 34H10V36H9ZM14 34H17L19 37L16 36V35H14ZM24 34H25V36H24ZM38 34H39V36H38ZM225 34H226V32H225ZM247 35H250V34H247ZM8 36H9V40H8ZM26 36H27L28 39H26ZM12 37H13V39H12ZM243 37H244V34H243ZM24 38H25L26 41H24V43H23L22 42L23 41L22 39H24ZM233 38H234V36L232 37V41H233ZM19 39H21V41ZM132 39L133 40L134 39H137L136 42L139 41L138 44L139 43L142 44V41L144 42L141 45V47H140L141 49L138 48V47H137L138 49L135 48L136 47L135 46L136 42L134 41L135 44H133L132 43V41H133ZM246 39H247V37H244V40H246ZM257 39H259V38H257ZM15 40H16V42H15ZM36 40H39L40 45H38L39 42L38 41L36 42ZM50 40H52V41H50ZM239 40H241V39H239ZM260 40H262V39H259V41ZM3 42H2V44H3ZM20 42H22V43H20ZM25 42H29V43H26L25 44ZM50 42H52V43H50ZM261 42L262 41H260V43ZM18 43H20V45ZM48 43H49V45H48ZM242 43H243V41L241 42V44ZM255 43H257V42H255ZM23 44H24V46H23ZM28 44H30V46ZM237 44H235V45H237ZM11 45H13V44H11ZM33 45L36 48H38V50H41L43 48V50H42L43 52H46V50H50L49 46H51L52 49H55V50H53V52H51L52 49L50 51H47L46 52L47 53V56H46L45 53L43 54V52H42V54L45 55V57H43V55H41V51L39 52L34 47H33V50H31V51L33 52L36 49L37 50L36 52H39V53L35 54L36 52L35 53L33 52L34 53L33 54L30 51V49H32L31 46H33ZM44 45H47V47L49 49H47L46 46L44 47ZM246 45H249L250 47L247 48ZM259 45H257V47H259ZM78 46H83L85 48L86 51H85V53L83 55H80V54H77L76 53V48ZM138 46H140V44ZM196 46H198L200 49H198V47H196ZM237 46H238V48L240 47L239 44ZM0 47L3 48L2 45ZM242 47H240L239 49H242ZM255 47H256V45H255ZM5 48H7V47H5ZM239 49H237V50H239ZM8 50H9V48H8ZM8 50L5 49V50H3V52L7 51L9 53V51H10V53H11V50H9V51ZM17 50L20 51V48L19 49H16L15 51H17ZM202 50L203 51H206L205 49H202ZM19 51H17V52H19ZM28 51H30L32 53V56L29 55L30 52H28ZM250 51H252V52H250ZM48 52H51V53H48ZM27 53H28V55H27ZM251 53H252L253 56L251 55ZM38 54H40L43 59H40V55L38 56ZM238 54H239V56H237ZM3 55L6 56V54H4V53H3ZM18 55L16 57L15 56H13V57L19 59V56ZM242 55L245 58L247 57L248 63H250V62H252V63L249 65L245 61L242 62V60H243V59H241V56ZM29 56H31V57H29ZM13 57L10 58V55H9V57L6 56V58H8V59L10 58L8 60L10 62L12 61L11 59H13ZM20 57L22 58V56H20ZM37 57H39V58H37ZM261 57H263V58H260V57L259 58L261 60L263 59V61H264V55H262ZM6 58H2L1 59L2 60V63L1 64L5 68L7 66L8 68H10V70H11V68H12V70H14L15 66H12L11 64H10V66L6 65L7 63L8 64L10 63V62H7ZM259 58H258V60H259ZM3 59H4V61H3ZM17 59H16V61H17ZM248 59L250 60V62H249ZM1 60H0V62H1ZM29 60L27 61V59H25L24 61L29 62ZM87 60L88 61L90 60V62H87ZM234 60H236V62L237 61L240 62V60H241V62L243 63L242 66H241L242 71H244L243 70L244 68H246L248 71H244V72L239 71V72H237L236 70H234L233 67L236 66L234 64L235 63ZM24 61L21 62L22 63L21 66L22 65L23 66L20 67V68H25L26 65L30 64V63H28V64L26 63L24 65V63H25ZM263 61H262V63H263ZM4 62H6V63H4ZM175 64L178 67L177 66L175 67ZM2 65L0 66V68L2 67ZM52 65H54V66H52ZM43 66H45L46 68L43 67ZM99 66L103 68L102 71L100 69L101 73L100 72L97 73L98 71H97L96 67L99 68ZM249 66H250V68H249ZM3 67L1 69H3ZM50 67L51 68H53V67L55 68L54 69V72L56 71L55 74H57V75H55L53 71L52 72H53L54 75H51L50 74V73H52L51 71L47 72ZM179 67L181 69H184L186 71V73L184 72L185 74H182L181 75V72L182 71L181 72L179 71L180 70ZM238 67H240V66H238ZM251 67H252V70H251ZM260 67H262L261 64H260ZM8 68L6 70L3 69L5 71V75H6V73L7 74L9 73L8 75L10 76L11 73H13V74L15 73L14 72L15 70L14 71H12V70L10 71ZM51 68H50V70H51ZM175 68H179L178 69V72H180V73H178L177 72V69H175ZM32 69H34V70H32ZM35 70H37V71H35ZM254 70L258 74H256V73L254 74L253 73V72H255ZM259 71H260V73H259ZM0 74H4V72L2 73V71H1ZM42 74L40 76H42ZM49 74L51 76H49ZM30 75L28 73V76H30ZM46 76H44V77L46 78ZM86 78H87V75H86ZM92 78H90V79H92ZM189 78H191V79H189ZM42 79H44V78H42ZM170 81H172V80H170ZM40 84H42L44 86L41 87L42 85H40ZM57 86L58 85H56L54 87L56 88ZM47 88H49V90L47 89L49 91V93L52 92L51 85H50V87H47ZM222 88H225V89H222ZM5 90L7 91V93H6ZM227 90H228V92H227ZM16 92H17V94L19 93V96H18L19 98L16 97V95H17ZM234 93H235V95H232ZM50 94L51 95H54L52 93H50ZM236 94L237 95L239 94L240 97L243 96L244 99L242 100V98H241V100H240V98H239V100H238L237 99L238 97H237ZM179 95H181V96H179ZM183 95H185V96H183ZM13 96L16 97L17 99H19V101L21 99H23V96L26 99H29V96H30V100L28 101V100L24 99V100H21V102L18 104L19 101L16 98H14ZM20 96H21V98H20ZM55 96H56V94H55ZM256 96L257 97L258 96H261V97H259L260 99H258L257 101H254V99H255L254 97H256ZM7 97L10 98V99H14L16 102L18 101L16 103L13 100V103H16V104H14L15 107L14 106L13 107H10L11 105H13V103ZM75 97H76V99H75ZM182 97L185 98V99H183ZM261 98H263V99H261ZM6 100H7V104H4L3 102L6 103ZM9 101H11V102H9ZM26 101H28L30 104H28V102H26ZM226 101H224V102H226ZM250 101H251V103H249ZM253 101H254V103H253ZM9 103L11 105L10 106H7ZM16 105L18 107H16ZM6 106H7V108L8 107L9 108L7 109ZM4 108H5L6 112L3 114L2 112H3ZM10 108H11V111L12 112L10 111ZM30 108L31 107H29V109ZM12 109H16L17 112L15 110H12ZM243 109H245L246 111L245 110L243 111ZM51 110H52L53 114L55 112L56 113L54 115L51 114L52 113V112H50ZM9 111H10L11 114H9ZM101 111H100V108L99 107H96V110L89 114V116H88L89 119L91 118L92 120L93 119L95 120V118L97 117V115L101 114L100 113ZM241 111L245 115H243V113ZM239 112H240V114H239ZM12 113L14 115H16V116H13ZM46 113L47 114L49 113L48 116H50L51 119H49L50 117L46 116L47 115ZM263 113H264V111H263ZM2 114H3V116H2ZM58 114H56L58 116V118L56 116V118H57L56 120L59 121V115ZM255 114L257 116L259 115V117H257V118L254 117V118H256V120L253 121V119H254L253 118V115H255ZM60 115H62V113ZM65 115H63V116H65ZM8 116H7V121H6L5 117H4L3 120L9 123L8 120H10V117L8 118ZM208 117L205 116V118L203 119L204 122L205 121H210L209 120L210 118H211L212 121H217V120H213L212 119L213 117H210V118H208ZM227 117L224 116L225 119H227ZM22 118H23V120H22ZM224 118L219 119L218 124L220 123L222 125L224 123L222 121H225ZM60 119H62V120H60L59 122L61 123V125H63L62 124V123H64L63 118L61 117ZM18 122H20V123L18 124ZM27 122H28V124H27ZM39 122H40V124H38ZM228 122H230V121H228ZM66 123L67 122H65V124ZM72 123H74V122H72ZM0 124H3V123L0 122ZM35 124H36V126H35ZM46 124H48V123H46ZM67 124L68 125L66 127L63 125L61 127V130L59 131L61 133L62 130H66L64 128H69V130H70L69 132H68V130H67V132L66 131H62V134H64V135H65V133H67V136H65V137H67V139H64L63 140V142H66L67 141L66 144L65 143L63 144L62 141H60L61 143L59 142V139L61 140V138H60L61 136L56 141V144L59 142L60 144H63V146L66 145L65 147H63L62 151H64V149H66L65 151H68V152H72V150H76L77 151L78 148H81L80 145L83 144L84 141L87 140V138L89 140H91V138H92L93 142H92V140L90 142L88 140V143L94 145V147H95V144H96L95 149H93L92 151H93L94 156L97 157L99 155V153H98L99 146L104 145L106 142H110V140H111L110 138L107 139V138L104 137L105 134L102 133L104 131V129H103L104 127H102V126L99 127L101 131L97 130L99 132H97V131L94 132V133L97 134V137H98V134H99L98 140L96 141L95 139H97V137L96 138H93V137L96 136V134L93 135V137L89 138V137H87V133H86V137L87 138L84 140V138H85L84 137V133L85 132H83L82 125H81L82 128L81 127L79 128L78 125H76L77 127H75V126H73L71 124V121L70 120L68 121ZM19 125H20V127H19ZM29 125H30V129L28 127ZM32 125H33V127H32ZM37 125H39V126L37 127ZM2 126L3 125H0V127H2ZM215 126H216L215 128H217V124ZM237 128H238V126H237ZM96 129H97V126H96ZM211 129H212V127H211ZM43 130H45V131H43ZM216 131H217V129H216ZM59 132H57V134L60 135ZM217 132H219V130ZM10 133L8 135V138L11 137L10 140H12V139L14 140V137L10 136ZM214 133H212V135ZM47 134L48 133H45L44 136L46 137ZM108 135H110V134H108ZM207 135H209V134H207ZM212 135H210V136H212ZM44 136L42 135V139H45ZM203 137H204V135H203ZM205 137H206V135H205ZM223 137H225V136H223ZM223 137H221V138L223 139ZM62 138H63V136H62ZM201 138L202 137H200L198 139H201ZM119 140L121 141V145L118 146L117 150H121L122 158L118 162L117 161H114L113 159L110 158V155H112V153L115 150L116 146L114 144H112V142H111L109 144V146L106 147V152L109 155V157L107 158V161H109L110 166H112V167L114 166L115 167L116 165L123 166L125 164L126 165L129 164L127 166L133 167V164H136L137 166L138 165L140 166V168H138L139 170H141V167L143 166V168H142L143 170H141V171H144L146 173V174L144 173L145 174L144 175L145 178L143 176L144 179L142 177H140L139 180H134L136 178H132L133 181L131 180V182H128V184H130V183L133 182V184H132L133 186L130 184L131 187H136L139 184L145 183L146 181L148 183L150 180L149 179L146 180V179L147 178H150L149 173L151 174V172L154 171V169H155V171L156 170H160L163 173V175H167L168 173L170 174V172H171L170 170H173V167L176 165L175 163H179V161H181L182 159L195 158V156L198 157L201 153L204 155V152H201V151H198V150L197 151L196 150H191L187 146L186 147L183 146V148H182V146H180L182 149L180 147L179 148H176V147H174L172 145H165V146H161V147H154L149 142H147V141L145 142L144 140L138 138L132 132H127V134H124L123 133L122 135H120ZM120 141H118V142H120ZM203 141L205 142V140H203ZM45 144L46 143L43 144L44 147L41 149L42 152L40 150H38V152L40 151L39 153L42 156L43 155H46V157L44 156L46 159H49V158L52 159L51 161H49V160L47 161L48 166H50V167H47V168H49V170L52 168L53 171H54L53 172L52 170H50V173L53 172L51 174H53L54 176H57L58 175L57 178H59L60 176H62L61 174H63V176L65 174L66 177L68 176L69 177L68 179H70L72 181V182L71 181H67L68 179L67 180H64V181H66L65 184H67V185L68 184H73L74 183L73 181H75V178L73 180V177L76 176L77 173H76V175L75 174H72L74 172V170L76 169L75 167L74 168H72V167L76 164L77 160L79 162V159L81 158V157H79L80 154L78 156H76V154H74L75 156L72 157V158H74V160L76 162H74L73 159H72L73 160L72 161L71 158L70 159L69 158H65L66 160L68 159L67 160L68 162H67L64 158H62V152H60L59 150H54V152L55 151L56 152H60L61 153L60 154L61 156L58 155L59 157L57 156L56 158H54L55 155H57V153L55 155H53V152H52V154H49L50 156H48V153H50L51 150L53 149L52 148V143H51V146L49 145V147H47L48 145L46 146ZM67 146H68V149L66 148ZM151 147H153V148H151ZM50 148H51V150H50ZM69 148L70 149L72 148V150H69ZM45 150H46V152H45ZM79 150H78V152H80ZM225 150H227V149H225ZM147 153H150V154H147ZM40 154H39V157H40ZM149 155H151V157ZM51 156L52 157L54 156V157L52 158ZM94 156H92V159L91 158H88V161H89V159H91L90 162H88L89 163L88 164V167H85V168H88V171H86V172H88V174L86 173L87 174V178L86 179H85V176L82 179L83 180V182H81L82 184L79 183L80 185L73 186L77 181H75V183L72 186L71 185H68L67 186V185L64 184L66 186V187L64 186V189L67 192L69 190L68 194L65 193V197H66V195H68L66 198L68 200H70V199H72L71 197H74V195H75V197H74L75 200L74 201H76V200L79 201L80 200V203H81L82 206L77 201L75 202L76 205L72 201H71L72 203L68 201L67 204H66L67 206L65 204H62V202L64 200H59L58 199L59 198L58 197V194H56V193H59V194L60 193L61 194L63 193L62 194L63 197H61L59 195L63 199V198H65L64 197V192H66V191L63 189L64 192H61V191L58 192V190H57V192H54L53 191V193H52L51 192L52 191L51 190L52 187H49L50 188L49 189L48 188V186H49L48 184H47L48 186H46V187L50 190L48 193L51 192L50 193L51 195L49 194L50 196H48V194H46L47 191H48V189L45 190V189H42L41 188L39 190L44 191V192H42V191L41 192H42L43 195L45 193V196H42V194L40 195V194H38V192H36L38 195L35 194L34 197H38L39 195H40L39 199H41L42 197L43 198H46V197H49L50 198L51 197L52 199L51 198L50 199L55 201L56 196H57V199L56 200H59V201L58 202L55 201L57 205L54 203L56 205V208L59 205L66 206V207H64V206L62 207L61 206L59 209L57 208L56 210H58V212H61L62 211L61 209H63V208H67L68 207V204L70 203V205L74 204V206H75L74 208L75 209H78L79 208L82 211V212L81 211L80 212L83 215V209H82V207H83L84 208V213H85L84 214V218H83L82 215H79V216H82L81 217L82 219L80 218L82 221L81 220L80 221L82 223L84 222L82 225L79 223L80 222L79 219L74 217V219L76 221L78 220V222L76 223V221L71 216L72 214L70 215L71 217H68L67 219L69 220L70 218H72V220L75 221V222L72 221L75 224V228L77 227V229H78V227H79V229H80L82 227L81 232L84 235L83 236L81 235V236L82 237H85V242H88V243L91 242L92 243V245L94 246L96 252H99V253L101 252L100 253L101 255L104 252L105 260H104V257H103V260H104L103 261V264H113V263H115V264H131V263H129V261H128V259H127V257L125 255H124V257H126V260L128 262L125 261V258L122 259V257H123L122 256L123 255L122 254V251L125 250V244L123 243L124 240L126 241L127 238H129L128 236H130L132 233L127 235L128 232L126 233V232H122V230L121 231L120 230H112V229L107 228L108 226L107 227L105 226L106 223H107V221H110L111 222V220H115L116 217H117V214H118V219H116V220H119V218L121 216L120 214L125 209L123 210L122 208L121 209L119 208L120 210H123L121 212L118 209L121 213H118L116 211L117 214H115V212H114V216H115L114 219H113V216H112L113 214L111 215L110 213H106L104 211L103 212H97V214H91V213H89V210L88 209H89V207H91L90 205H91L92 200H93L92 197L95 194V190H97L96 188H98L97 185H96L97 182H98L97 179H96V174H97V171L99 169V164L100 163L98 162V160ZM59 158H61V160ZM110 159L114 162V164L111 163L112 161ZM60 161H62V163ZM64 161H66L67 163L66 162L64 163ZM49 162H51L50 163L51 165L49 164ZM57 162H58V164H56ZM116 162H117V164L115 165ZM80 163H81V161H80ZM11 164H12V166H14L15 171H17L16 166L17 167L19 166L20 168H23V166L21 165V162L20 163L18 162L19 165L17 163H15L16 166L13 165L12 162H11ZM63 164L66 165L67 167L65 166V168H63L64 167ZM0 165H1L0 166V264H33V263H35V264H66L69 259L73 258L72 256L74 254H75L74 255L75 257L77 255V257H76L77 258V261L80 262V260H82V258L80 259L78 257V255H80V254L76 250L80 251V253L81 252H84L83 254H85V251L86 250H82L81 248L77 249L78 247L75 249V247L72 245V243H73L72 242V236H71V235H73L72 231L74 232L75 230H77V229L70 230L73 227V226H71L72 225V222L70 223V226H68V225L66 226V228H69L70 227L69 228L70 231L67 229L69 231V235L67 234V240H66L67 241V244H68L67 246L69 248L64 243H58V246H57V243L55 245L53 243V245H52L53 248L52 247H51V249L49 248L50 250L46 251V249H45L43 252L42 251L41 252H38V249L36 250V249L32 248V246H31L32 245L31 244L32 242L30 243L31 245H29V244H27V242H25L26 239L28 238L27 235L24 234L26 232V228H25V231H21V230L24 229V227H27V225L25 226L23 224V222L25 224H27L26 222H30V221H26V220L30 219V216H29L30 213H28V215H27V214H23L22 212H24V213L31 212L30 215H33L34 216V213L36 214V212L38 211V208H36V205L37 204H34L35 206L33 204H31L32 198H29L28 196L31 197L32 194L31 193L28 194V191H27V193H25V190L23 188H21V187L19 188L18 185L21 186L20 185V182L17 183L18 184L17 186H15L16 184L13 181L14 183L13 182L12 183L14 184L15 187L12 184H11L12 186H10V183H8L7 177H5V175L1 174V173H3L1 170H2V168L3 169L5 168L6 175L7 176L10 175V179L12 178V175L11 174H13L14 172L11 173L10 171L9 172L6 171V170L9 169V167L8 168L5 167L2 163H0ZM76 165L78 166V164H76ZM68 166L70 167V170L69 171H68V169H69ZM237 166L245 167V169H246V171H245L246 173H244V177H242L243 179L240 178L241 181L240 182L237 181V185L238 186L236 185V181L233 180L234 181L233 182L231 180H228L229 178H227L226 175H225L226 178L224 177V174H226L227 171H229L230 169H233L234 167H237ZM56 167H59V168L56 169ZM14 168H13V170H14ZM20 168H19V173H23V172H20V170H21ZM37 168L39 170V167H37ZM61 168L64 169V170H61ZM71 168H72V170L74 169L72 173H71ZM9 170H12V169H9ZM49 170L48 169H45L44 171L48 172ZM65 170H67V171L66 172H62V171H65ZM85 170H87V169H85ZM7 172H8V174L9 173H11V174L8 175ZM46 172H45V175H46ZM57 172L58 173L60 172L61 174H58ZM55 173H57V175H55ZM49 174H48L47 177H49ZM261 174H262V176H261ZM14 175H16V178H19L18 177L19 176L18 175V172H16V174H14ZM40 175H42L41 174V171H40ZM250 175H252V176H250ZM43 176L44 175H42L40 177H43ZM184 178H187V176L184 177ZM189 178L186 179V181H188L189 183L186 182V181L185 182H181V180H184V179L179 180L180 182H179L178 186L179 187L183 186L182 188H185L186 189V191L184 193V195H186V196L183 199H181V200H177L176 197L172 196V194H170L168 197H165V198H162V199H160V198L157 199V197H159V196H155L156 199L151 196L153 199L150 198V202H153V203H155V204L158 205V211L156 210L155 213H161L162 214L165 211L168 212L167 210H170L171 207H173V205L175 203H178V202L181 203L184 207H187V209H190L191 208L190 210H193V208L194 209L197 208L196 206H198V204H197L198 201L195 200V199L197 198V195L198 194L199 195L201 194V196H202L203 194L205 195L207 193V191L209 190V183L210 182L202 181L200 183H197V181L196 182L193 181V183H192V182L189 181L190 180ZM12 179H14V178H12ZM47 179H50L51 180V178H46L44 181L46 182ZM61 179H59V180L61 181ZM55 180H56V177H55ZM76 180H79V179L77 178ZM261 180H263V179H261ZM2 181H4V184H5V182L7 183L6 184V187L9 186L8 189H6V187H5L6 190L4 189V186L5 185L3 184ZM47 181H49V180H47ZM135 181H138L137 183H139V184H137V183L134 184ZM78 182H77V184H78ZM238 182H239V184H238ZM41 183H42L41 184V186H42L43 185V182H41ZM60 183H62V182H59L57 187H59V184ZM171 183L172 182H169L168 185H170ZM1 184L4 185L3 186V189L5 190L4 192H7V194L3 192L2 188H1L2 187ZM21 184H23V183H21ZM25 184L23 185V187H25ZM45 185H46V183H44V185H43L44 188H46ZM175 185H176V183H175ZM28 186H29V184H28ZM69 186H70V188H69ZM95 186H96V188H95ZM121 186H120V188H121ZM33 187L34 186H32L31 188H33ZM60 187L63 188V183H62V186H60ZM71 187H73V188H71ZM16 188L17 189L19 188V190H18L19 192L17 191ZM26 188L29 189L30 187H25V189ZM123 188H124V185H123ZM171 188H172V186H171ZM23 190H24V192H22ZM124 191L128 193L129 192V189L127 190V187H125V190ZM143 191L141 190L140 194H142ZM70 192L72 193V195L71 194L69 195ZM8 193H10V194H8ZM4 194H6V196H4ZM52 194H53V196H52ZM140 194H138V195H140ZM167 194H169V193H167ZM132 195L134 196L135 195V192ZM193 195L194 196L196 195L195 198H193L194 197ZM211 196H210V198H211ZM252 196H257V197H255V199H254V197H252ZM135 197L134 198L132 197V198L135 199ZM250 197H252L254 200L258 199L257 202H260V204L255 201L258 205H256L255 207H253V205L250 204L252 202L249 201V200H253V199H249ZM27 198H29V201L27 200ZM49 198H47L48 201H50ZM53 198H55V199H53ZM66 198H65V201H67ZM197 199H199V198H197ZM34 201H35V199H34ZM34 201H33V203H34ZM43 201L46 202L47 200L43 199ZM134 201H136V200H134ZM139 201L141 202V204L144 202V201L142 202L140 199H139ZM139 201H136V202H138V204H136V202H135L136 207H138L139 205H141L139 203ZM53 202H50V205ZM59 202H61V204ZM255 202H253V203H255ZM58 203H59V205H58ZM11 205L14 206V207L16 205V207H18V208L15 207L16 209L14 211V209H12L13 207ZM55 205H54V207H55ZM208 205H210V204H208ZM153 206H155V205H153ZM183 206H181V207H183ZM34 207H35V209H34ZM46 207H48L47 204H46ZM130 207H131V205H130ZM130 207H128V208H130ZM72 208H73V206H72ZM139 208H140V206L138 207V210H139ZM154 208H157V207L155 206ZM32 209L34 211H32ZM86 209L88 210V213H86L87 212ZM140 209H143V208L141 207ZM5 210H7L6 211L7 213L4 212ZM63 210H65V209H63ZM130 210H133L132 207L127 210V212H128V218H130V219H127V220L130 221L132 219V221H135V222H133L134 224L131 221L129 223H131L134 227H137V226H135V224L136 225H139L140 224V219L141 220H144V218H141V217H143V216L146 217L147 216V214H146L147 212L146 211L144 212L146 214V216L145 215L142 216L141 214H139L141 216L140 217V216H138V214H136V212L134 214L129 213ZM197 211H198V208H197ZM8 212H9V214L10 213H12V214H14V213L15 214L16 213L18 214L19 213L18 216L16 215L17 217H19V215L22 216V221H21V219H19L18 221H21L22 225H24L23 228L21 226H19L21 229H19V227H17L15 229L13 227L11 229L12 230H15V232L14 231H11L9 224H7V222L5 221L6 220L5 218H7ZM53 212H54V210L51 213H53ZM185 212H186V210H185ZM56 213H55V215L52 214L53 217H51V218H52V220H55L57 222L59 220V216H57V215L58 214L61 215L64 212L63 213L62 212L61 213H57V215H56ZM241 213H243L242 216L244 214L245 215H248L249 214V216H245L247 218H244V220L246 219V223H247L246 226L249 229V232L248 233H247V230H245L243 227L242 228L241 227L237 228L238 227V224H236V223H238V222L234 223L236 217L239 218L238 216ZM66 214H64V215L66 216ZM129 214H131V216H129ZM5 215H6V217L4 218ZM67 215H69V214H67ZM74 215L77 216L76 214H74ZM124 215H127V214H125V211L123 213V216ZM149 215L151 216L152 214H149ZM153 215H154V213H153ZM153 215H152V217H153ZM232 215L233 214L230 213V216H232ZM21 216L19 218H21ZM61 216H60V219H61ZM123 216H121V218ZM25 217H28V218L25 219ZM83 219H84V221H83ZM231 219H234V220L231 221ZM49 220H51V219H49ZM146 220L147 219H145V222H146ZM136 221H138V222H136ZM69 222H70V220H69ZM145 222L142 221V224L145 223ZM137 223H139V224H137ZM79 224H80V226H79ZM28 225H30V224H28ZM30 228L33 229L34 228L33 225H31ZM30 228H29V230H30ZM79 229H78V231H80ZM129 229L130 228H128V230ZM139 229L142 230V227H140ZM17 230L18 231L20 230L19 235H18V233H16V232H18ZM27 230H28V228H27ZM70 232H71V234H70ZM134 232H136V228H135ZM13 234L14 235L17 234L16 235L17 237H13L14 236ZM27 234H29V233L27 232ZM31 234L29 236H32ZM135 234L136 233H134V235ZM22 235H24V236H22ZM68 236H69V241H68ZM131 236H133V235H131ZM18 237H21V241H22V239L25 240L24 242L22 241L23 244L21 243L20 238L17 239ZM22 237H25V238H22ZM227 237H226V239L229 240ZM131 238H133V237H131ZM122 239H124V240H122ZM76 240L77 239H75V241ZM15 241L17 242L16 244H15ZM70 242H72V243H70ZM127 243H129V242H127ZM34 244L36 245V242ZM59 244H62L61 247H60ZM18 245L19 246H22V247H18ZM71 245L74 248V249H72V254H73V251H74V254L73 255L70 254L71 255V257H70V255H69L68 252L72 248ZM129 245H130V243H129ZM26 246H27V248H23V247H26ZM28 246L31 247L33 250H31V248H29ZM54 246H56V247H54ZM126 246H128V245H126ZM133 246L136 247L137 245L136 246L135 245H132V247ZM65 247H66V249H70V250H65L64 249ZM134 247H133V250H128V253H126V254L129 255V251H130V255H131V252L134 254ZM161 247H162V250L164 249V252L166 251V249L167 250L169 249V247H167L166 244L164 246H160V248ZM21 248L22 249H27L26 251H28V249H29V251L27 252L28 254H24L25 256L28 255V257L27 256L24 257L23 254H19V255H22L24 258L22 256H18L19 250L22 251ZM126 249H129V248H126ZM35 250H36V252H34ZM23 251L25 252V250H23ZM58 251L59 252L61 251V252L59 253ZM168 251H170V249ZM37 253H38V255H41V256H37ZM89 253L90 252H88L87 254L90 256L91 253L90 254ZM140 253H141V255L143 254L141 251L138 254H140ZM259 253H262V254L259 255ZM59 254H61L62 257H59L60 256ZM83 254H81V255H83ZM135 254H137V252ZM148 254H149V251H148ZM169 254H170V252H169ZM81 255H80V257H81ZM152 255L155 256L156 254L154 255V252H153ZM204 255L201 256V257L198 256L197 258H196V256H195V258L194 257L193 258H190V259H192V261H190V262L188 261V264H198V261L199 260L201 261V259L203 260L206 256H208V254H206V256H204ZM83 256H86V255H83ZM145 256H147V255H145ZM153 256H151V257H153ZM130 257H133V256H130ZM151 257H150V259H151ZM59 258H61L63 260V262H60L62 260H58ZM84 258L85 257H83V259ZM90 258L87 257L86 258V262L84 264L87 263L88 259H89V261H88V264H89V262L91 261ZM23 259H24V261H23ZM131 259L132 258H130L129 260H131ZM73 260H74V258H73ZM73 260L71 259V261H73ZM132 260H131V262H132ZM65 261H66V263H65ZM75 261H76V259H75ZM158 261L156 260V262H153V263L154 264L159 263ZM163 261H165V260H163ZM200 261H199V263H200ZM83 262L84 261H82L80 263H83ZM74 263L75 262L73 261L72 264H74ZM161 264H163V262H161ZM165 264H166V262H165Z\"/></svg>", "mask_w": 264, "mask_h": 264}]
</instances>
